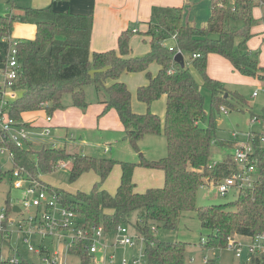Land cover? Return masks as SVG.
Returning a JSON list of instances; mask_svg holds the SVG:
<instances>
[{
    "label": "trees",
    "instance_id": "16d2710c",
    "mask_svg": "<svg viewBox=\"0 0 264 264\" xmlns=\"http://www.w3.org/2000/svg\"><path fill=\"white\" fill-rule=\"evenodd\" d=\"M264 4V0H211V14L202 26L184 24L183 7H153L148 29L143 33L150 37V50L141 56H130L129 41L134 31L126 29L117 39V48L103 52H91L90 32L92 16L46 8L25 7L9 15H0V39L10 36L14 21L36 26L33 39H19L17 59L20 74L16 86L21 90L10 101V116L22 121V113L40 109L47 103L49 114L65 105L69 94L70 105L85 109L84 87L87 84L102 90L104 111L116 110L124 126L123 137L134 146L144 135L162 134L166 141V154L157 160L139 163L118 161L112 158L91 157L81 153H69L53 146H41L34 150L31 144L23 148L5 142L15 154V164L24 166L33 176L38 171H50L60 159L70 158L69 178L76 180L83 172L94 170L102 183L115 164L120 166V181L114 194L93 184L88 193L78 191L68 194L46 184L54 191L59 202L77 212L84 227L102 226L105 232L113 231L128 221L137 211L134 227L143 238V255L146 264H192L185 260L186 244L165 241L156 236L160 228L174 230L184 213L195 211L201 228L208 232L205 248H225L227 237H249L264 231V159L259 165L257 181L251 189L240 190L233 201L196 207L197 190L206 177L223 178L231 174V156L217 161L212 169L210 150L215 137L213 126L201 122L209 117L205 109L206 89L211 97V110L224 105L228 110L240 109L243 101L237 92H230L218 80L206 72L210 53L226 58L235 70L243 75L264 81V67L258 64V54L247 46L252 36L250 29L255 21L252 8ZM174 36L175 46L169 48L165 40ZM177 50L184 55V67L173 59ZM193 53H200L193 57ZM186 55L188 59L186 58ZM155 61L159 69L151 75L148 65ZM199 73V83L189 65ZM174 68L170 73L169 69ZM123 72H145L147 83L136 89V97L147 105L144 113L131 108V94L119 78ZM111 81L106 84V81ZM166 95L165 117L150 111L152 101ZM220 111V110H219ZM255 114H251L254 116ZM264 121V112L256 115ZM0 132V145L4 144ZM36 155V160L31 155ZM228 158V159H227ZM163 171L162 186L149 187L143 192L135 189L132 180L136 165ZM11 170H0L2 176H10ZM9 198L6 209L11 211ZM77 240L69 247L71 254L89 264L90 257ZM207 259L203 264H215ZM247 264H264V256L253 257ZM40 264L21 258L18 263Z\"/></svg>",
    "mask_w": 264,
    "mask_h": 264
},
{
    "label": "rangeland",
    "instance_id": "374dc122",
    "mask_svg": "<svg viewBox=\"0 0 264 264\" xmlns=\"http://www.w3.org/2000/svg\"><path fill=\"white\" fill-rule=\"evenodd\" d=\"M29 0H0V13H7L11 8H19L28 6ZM260 5V4H259ZM256 22L251 25L250 32ZM173 38L169 37L165 41L168 45L173 44ZM167 45V46H168ZM186 58L188 59L187 55ZM194 76L202 80L196 69H191ZM252 80V77H249ZM226 89L230 92H237L243 101L240 109L228 110L223 113L219 110H211V97L206 89H203L205 96V109L209 116L212 114V122L209 117L201 122L203 126H213L215 128V139L211 145L210 161H221L227 156L234 153V146L229 144L230 140H244V134L249 131H257L259 124L251 121V114L260 115L264 112V81L244 82L225 84ZM86 101L88 104L95 103L98 98L102 97L103 91L96 90L93 85L87 84L84 87ZM257 91L258 95L252 97V92ZM71 97L66 94L64 97L65 105H70ZM137 100H135V103ZM139 105L144 103L139 102ZM164 108V107H163ZM165 110V109H164ZM158 115V114H156ZM42 116L36 117L33 121H42ZM238 132L236 139L231 137V133ZM65 131L60 134L65 135ZM74 138L72 141H66L61 138L59 143H55L60 148H65L69 153H84L85 155L100 158H112L118 161H130L139 163L142 158L147 161L157 160L166 154V141L162 134L144 135L136 141L135 146L123 137L124 131L116 133L113 131L103 130L102 128L92 129L91 131L73 130ZM67 134V133H66ZM70 132L66 135L69 136ZM52 131L48 137H38L37 142L33 143L34 150L39 149L42 145L50 146L52 142ZM65 137V136H64ZM65 146V147H64ZM32 160H36V155H31ZM228 159V158H227ZM67 163L61 166L60 163ZM71 159H60L53 168L48 172L38 171V175L43 182L55 188L61 189L68 194H75L78 191L88 193L93 184L97 183L99 188L105 189L110 194H114L120 181V166L115 164L110 170L107 177L102 183H99V176L94 170L83 172L76 180L71 181L69 178V169L71 167ZM2 168L8 169L10 161L7 157H0ZM133 181L139 192L145 191L147 186L163 184V172L160 169L147 168L136 165L133 171ZM19 191L11 187L10 176H2L0 178V209L4 206V202L9 198L13 200L17 198ZM237 196V192L231 189L226 195L222 196L218 193L216 187L203 183L197 190L196 207L207 206L211 204H221L233 201ZM23 212L26 211L23 209ZM137 211L130 214L128 221L121 224L125 225L131 234H135L134 223ZM208 232L201 228L195 211L184 213L177 224L176 229L168 230L160 228L156 232V236L165 241H180L186 244L185 260L192 264H203L204 258L213 259L217 264H247L245 253L241 258H236L232 251L226 248H205L201 243V238L206 239ZM242 240L247 239L242 236ZM56 241L52 243L53 249L56 248ZM143 244L137 242L134 248L122 246L116 243L115 232H103L98 243V252L93 255L91 262L98 264H108L107 259L114 256L112 264H120L122 260L131 262L132 258H140L139 264H146L144 255L140 256L143 251ZM12 249L1 246L3 255H16L15 250H19L21 255L28 259L37 261V256L29 252L19 241L11 242ZM136 253H134V251ZM140 256V257H139ZM57 264H80L79 258L75 255H66L59 259Z\"/></svg>",
    "mask_w": 264,
    "mask_h": 264
},
{
    "label": "built area",
    "instance_id": "2783aa9c",
    "mask_svg": "<svg viewBox=\"0 0 264 264\" xmlns=\"http://www.w3.org/2000/svg\"><path fill=\"white\" fill-rule=\"evenodd\" d=\"M172 38L174 39V36ZM18 42L19 39H12L10 36L0 39V132L4 140V144L0 145V157L5 156L9 159L10 167L5 170H11V187L19 191L17 198L9 200L11 211H7L6 201L0 209V262L18 263L24 258L18 249L15 250L16 255L12 256L1 253V246L12 249L11 242L19 241L29 252L37 256V262L40 264H57L59 259L66 255L77 256L81 264L80 257L69 252V247L79 240L90 257L89 264H92L91 258L98 252L99 239L105 232L102 226L84 227L81 216L73 209L62 205L56 193L48 189L39 175L33 176L24 166L15 164V154L5 143L10 142L15 147L23 148L27 144L32 145L34 138L49 135L52 128L48 124L52 114L46 111L45 102L40 103L38 110L44 112L47 124L38 129L32 128L23 119L15 120L10 116V101L17 98L21 91L16 86L20 74L17 59ZM192 56L199 57L200 53H193ZM169 72L173 73L174 68L171 67ZM219 110L223 113L228 112L224 105H221ZM251 121L259 124L257 131L245 133L244 140H231L234 146V153L231 155L233 168L231 174L223 178L206 177L204 180V183L216 187L222 196L231 189L237 193L240 190L251 189L257 181L259 165L264 159V121L256 115L251 117ZM238 134L233 131L231 137L236 139ZM216 162H210L207 167L212 169ZM60 165L66 166V163L62 162ZM0 170H4L1 164ZM113 231L119 246L134 248L137 242L144 245L143 238L137 232L131 234L123 224H119ZM245 238L247 240L243 241L242 236H228L225 248L232 251L236 258H241L245 253L246 262L253 257L264 256V231ZM54 241L57 243L55 249L52 247ZM204 242L205 239L201 238V243ZM142 255L143 251L140 256ZM139 261L140 258L133 257L130 263L123 259L120 264H139ZM206 261L207 259L204 263ZM106 262L112 264L114 256H110Z\"/></svg>",
    "mask_w": 264,
    "mask_h": 264
},
{
    "label": "crops",
    "instance_id": "0c3cea01",
    "mask_svg": "<svg viewBox=\"0 0 264 264\" xmlns=\"http://www.w3.org/2000/svg\"><path fill=\"white\" fill-rule=\"evenodd\" d=\"M210 3L211 0H29L27 4L28 6L26 7L46 8L51 6L58 11H70L75 14L91 15L92 28L89 44L91 52H103L110 49H116L117 39L120 33L126 29L132 31L135 29L130 37L129 46L130 56L137 57L146 54L150 50V37L143 33L148 29V22L153 7H183V23L199 27L208 20L211 14ZM21 8H25V6L19 8L13 7L9 12L0 13V15H9L11 12H17ZM252 15L256 24L252 30L253 35L247 41V46L250 50L257 52L258 64L264 67V4L255 5L252 8ZM35 33L36 26L34 24L14 21L10 38L33 39ZM164 44L166 46L168 45L166 41ZM174 46L175 41L173 40V44L168 45V47L172 48ZM189 68L190 71L191 69H194L191 65H189ZM158 69L159 65L157 62L152 61L148 65L147 71L151 75H155ZM206 72L210 77L220 81L223 85L258 82V79L252 77L253 79H256L252 80L249 78L251 76L243 75L235 70L226 58L215 53H210L207 56ZM119 79L127 85V88L130 91L132 110L135 113H144L147 109V105L145 103L144 106L138 104L141 101L136 97V89L147 83L145 72H123ZM195 79L199 83L202 82V80H199L196 77ZM110 83L111 81H106L107 85ZM254 92H256V95L254 96H257L258 92ZM254 92H252V97H254ZM104 98L105 95L103 92L101 98H98L93 104H88L84 110L67 104L63 109L54 111L52 113V119L48 123L52 127L51 132L49 135L42 137H48L51 135L52 131H54L50 146L58 147L55 143H59L61 138L64 142L73 140V130L91 131L92 129L102 128L103 130H110L116 133L123 132L124 126L121 123L116 110L110 108L104 111V103L101 102ZM135 100H137L136 102H139L135 103ZM165 108L166 95H161L150 104V111L158 114L162 123L165 117ZM38 116H42V121L34 122L33 120ZM22 119L35 129L47 124L44 120V112L42 110L23 112ZM62 131H65L67 134L70 132L69 136H66V133L62 136L60 134ZM36 139L38 138L33 139L32 146L33 143L37 142ZM229 144H232L231 140L229 141ZM81 154L84 153L81 152ZM158 186H162V183L147 187ZM135 189L138 192L140 191L136 188V184ZM206 259L207 258H204V261Z\"/></svg>",
    "mask_w": 264,
    "mask_h": 264
},
{
    "label": "water",
    "instance_id": "95a60500",
    "mask_svg": "<svg viewBox=\"0 0 264 264\" xmlns=\"http://www.w3.org/2000/svg\"><path fill=\"white\" fill-rule=\"evenodd\" d=\"M173 59L180 65V67H184L185 62H184V57L182 52L177 51L174 56ZM14 209L16 210V207H14Z\"/></svg>",
    "mask_w": 264,
    "mask_h": 264
}]
</instances>
